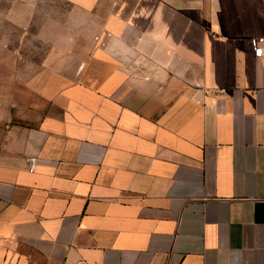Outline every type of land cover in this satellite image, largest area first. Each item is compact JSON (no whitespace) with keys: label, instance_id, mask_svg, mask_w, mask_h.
Here are the masks:
<instances>
[{"label":"crops","instance_id":"crops-1","mask_svg":"<svg viewBox=\"0 0 264 264\" xmlns=\"http://www.w3.org/2000/svg\"><path fill=\"white\" fill-rule=\"evenodd\" d=\"M264 0H0V264H264Z\"/></svg>","mask_w":264,"mask_h":264},{"label":"built area","instance_id":"built-area-1","mask_svg":"<svg viewBox=\"0 0 264 264\" xmlns=\"http://www.w3.org/2000/svg\"><path fill=\"white\" fill-rule=\"evenodd\" d=\"M251 46L255 56H262L264 54V36H252Z\"/></svg>","mask_w":264,"mask_h":264}]
</instances>
